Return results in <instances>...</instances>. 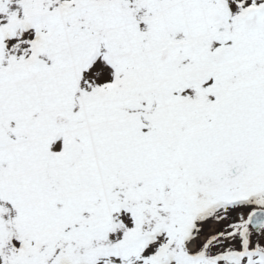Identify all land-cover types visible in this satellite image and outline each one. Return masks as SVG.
I'll return each mask as SVG.
<instances>
[{"label": "flooded vegetation", "instance_id": "obj_1", "mask_svg": "<svg viewBox=\"0 0 264 264\" xmlns=\"http://www.w3.org/2000/svg\"><path fill=\"white\" fill-rule=\"evenodd\" d=\"M40 1L0 0V85L52 75L49 96L64 107L49 122L82 165L74 179L85 177L88 206L74 207L75 225L58 235V264H264V154L218 186L191 177L212 138L264 139V38L237 30L245 16L262 26L264 0H70L46 15Z\"/></svg>", "mask_w": 264, "mask_h": 264}, {"label": "rangeland", "instance_id": "obj_2", "mask_svg": "<svg viewBox=\"0 0 264 264\" xmlns=\"http://www.w3.org/2000/svg\"><path fill=\"white\" fill-rule=\"evenodd\" d=\"M69 1L41 0L39 14L46 15L49 11L57 14L61 5ZM89 1L95 3L101 0ZM48 6L49 9H45ZM48 45V51L53 52L52 46ZM111 61V56L103 59L105 77L102 80L111 75ZM51 76L37 78L29 75V83L24 87L6 79L0 85V102L5 104L3 109L9 114L7 118L0 119V264H58L55 256L58 235L75 225L71 212L74 207L82 211L88 206L79 193L86 186L85 177L79 174L77 182L74 179L75 170L80 173L82 165L76 168L80 162L71 156L73 150H65V145L61 143L64 142L63 131L54 126V118L49 122L50 114L57 109L64 110L62 105L59 107L54 102V96H49L46 85ZM11 97L16 99L12 101ZM36 101L43 102L41 109L25 117L28 104ZM22 137L26 139L25 144L19 142ZM49 138L57 139L45 148L42 143ZM5 141L9 144L5 145ZM41 144L43 147L39 146ZM61 155L66 156L62 159L56 157ZM241 221L243 217L240 214L238 223ZM81 243H75L78 253ZM215 251L212 247L209 253L212 255ZM76 252L75 257L78 256ZM76 262L84 263L80 257Z\"/></svg>", "mask_w": 264, "mask_h": 264}, {"label": "water", "instance_id": "obj_3", "mask_svg": "<svg viewBox=\"0 0 264 264\" xmlns=\"http://www.w3.org/2000/svg\"><path fill=\"white\" fill-rule=\"evenodd\" d=\"M258 14H264V10H259ZM252 17L246 18L245 16L241 18V27L237 30L249 35L258 34L264 38V20L259 29L252 30L249 26ZM61 46H63L61 52L62 64L69 66L74 60L64 50V42ZM90 49V37H84L77 48L78 52H76V56L78 58L83 57L89 54ZM222 58L220 57V59ZM39 65L41 67H35V70L39 73H45L47 66L43 63ZM32 108L31 106L28 111H31ZM58 119L56 121L57 124L64 120L62 116H58ZM248 137L249 134L231 132L230 135L224 133L216 138H212L207 145V151L198 154L192 161L191 177L193 183L205 188L224 184L241 174L261 158L264 154V139L259 137L250 141ZM19 142L23 143L24 140L21 139ZM90 190L89 188L86 192V199L94 202L96 197ZM56 257L59 258L60 254H57Z\"/></svg>", "mask_w": 264, "mask_h": 264}]
</instances>
